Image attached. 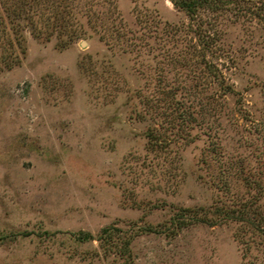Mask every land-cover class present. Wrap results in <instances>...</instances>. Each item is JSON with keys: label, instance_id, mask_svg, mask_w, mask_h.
<instances>
[{"label": "rangeland", "instance_id": "rangeland-1", "mask_svg": "<svg viewBox=\"0 0 264 264\" xmlns=\"http://www.w3.org/2000/svg\"><path fill=\"white\" fill-rule=\"evenodd\" d=\"M53 1L0 0V264H264V0Z\"/></svg>", "mask_w": 264, "mask_h": 264}, {"label": "trees", "instance_id": "trees-1", "mask_svg": "<svg viewBox=\"0 0 264 264\" xmlns=\"http://www.w3.org/2000/svg\"><path fill=\"white\" fill-rule=\"evenodd\" d=\"M175 6L185 10L189 15L193 16L197 13V10L199 9V7H204L205 5L207 6H215L217 5V2H219V0H171ZM228 3V0H222V3L221 4H227ZM50 7H49V12L51 13V9H55L57 8L60 4L57 3V2H54L53 0H51V4L49 3ZM34 7H37V6H34ZM216 7V6H215ZM217 7H220V4L217 6ZM32 18V17H31ZM33 21V19H32ZM32 27H35V22L32 23ZM34 35L36 37L40 36V34L42 32H40V30H35L36 28H31ZM78 239L79 240H88L90 239L92 236L90 233L88 232H80L78 235H77Z\"/></svg>", "mask_w": 264, "mask_h": 264}]
</instances>
